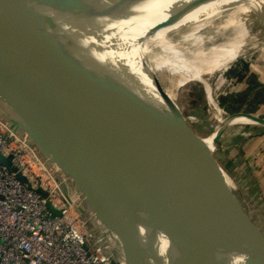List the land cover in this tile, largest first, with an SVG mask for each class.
I'll list each match as a JSON object with an SVG mask.
<instances>
[{
	"label": "bare ground",
	"instance_id": "1",
	"mask_svg": "<svg viewBox=\"0 0 264 264\" xmlns=\"http://www.w3.org/2000/svg\"><path fill=\"white\" fill-rule=\"evenodd\" d=\"M263 6L264 0H133L119 30L93 59L150 96L160 95L159 89L165 103L179 115L175 102L186 81L213 75L218 62L226 64L245 56L264 39V17H251ZM126 9L121 0H0L2 18L58 35L73 46L90 45L101 38ZM156 71L165 79L164 88L153 79ZM0 109L15 123L24 121L39 129L98 183L95 188L93 182L75 179L66 169L74 185L94 198L95 210L103 209L95 204L97 196L112 210L111 219L107 218L113 224L108 223L120 230L122 239L110 238L108 244L118 245L119 253L129 261L221 264L157 165L146 153L132 148L137 144L132 138L87 114L47 101L0 95ZM220 121L214 139L190 136L212 166L217 165L211 156L212 144L225 127L264 124V120L245 116L222 115ZM98 217L96 221L101 222ZM131 231L132 241L140 248L127 239Z\"/></svg>",
	"mask_w": 264,
	"mask_h": 264
},
{
	"label": "water",
	"instance_id": "2",
	"mask_svg": "<svg viewBox=\"0 0 264 264\" xmlns=\"http://www.w3.org/2000/svg\"><path fill=\"white\" fill-rule=\"evenodd\" d=\"M121 2L127 4L126 11L101 38L86 46L69 45L58 35L36 31L0 16V95L61 105L126 134L157 165L221 264H264V243L259 233L229 201L214 179L207 161L193 144L186 124L165 103L159 89L160 95L150 96L126 78L94 61L96 51L119 30L130 13L133 0ZM17 124L25 128L31 140L69 170L73 178L93 182L72 155L57 147L39 129L24 121ZM0 160L12 167V161L1 152ZM17 175L28 181L22 171ZM93 186L96 188L98 183L93 182ZM89 199L90 203L94 200L92 196ZM100 200L103 197L97 196L95 204L111 216L112 210ZM53 211L60 214L55 209ZM100 219L115 232H120L104 217L100 216ZM119 232L120 242L122 235ZM132 234L133 231L127 235L129 242ZM131 244L140 248L139 243L132 241ZM105 245L111 248V255L115 257L113 264L123 260L125 264H142V261L135 263L122 256L118 245Z\"/></svg>",
	"mask_w": 264,
	"mask_h": 264
},
{
	"label": "rangeland",
	"instance_id": "3",
	"mask_svg": "<svg viewBox=\"0 0 264 264\" xmlns=\"http://www.w3.org/2000/svg\"><path fill=\"white\" fill-rule=\"evenodd\" d=\"M261 8L252 13L251 17H264V6ZM263 53L264 39L254 45L247 55L226 64L218 62L216 64L218 72L216 71L213 75L203 74L200 79L186 81L180 87L177 102H175L180 110L177 116L186 124L190 136L202 138L210 136V139H214L213 134L220 126L222 115L264 120V88H258L259 85L252 81L248 87L237 92L231 79V76L234 79L239 76L241 70L238 67L241 63H250L257 57H261L262 60ZM232 63L234 64L223 72ZM232 67H235L233 69L236 70V74L232 75ZM162 76L159 71L153 75L157 87L160 88H164L166 83ZM168 86L170 88V85ZM216 103L221 111L216 108ZM0 129L12 133L9 139L12 147L23 143L22 150L16 157L23 158L32 164L33 168L29 167V173L36 181L43 182L45 186L51 188L53 195H56L54 198L67 197L83 225L95 228L96 235L107 236L103 243H110V238L119 242L118 233L100 219L102 216L110 221L111 218L105 214V209L95 210L88 194L80 186L74 185V179L66 168L52 158L45 149H40L36 146L37 144L36 148L22 127L1 109ZM13 134L20 142L14 140ZM114 138L120 142L118 138ZM132 146L136 151L146 153L138 143ZM211 156L217 165L212 166L210 160L206 161L214 179L241 217L264 238V124L242 123L225 127L218 140L212 144ZM32 160L40 162L34 163ZM43 194L46 195V192ZM96 216H99L98 220L101 222L96 221ZM103 230H107L108 233L102 234ZM96 240L98 238L91 239L90 242L93 243Z\"/></svg>",
	"mask_w": 264,
	"mask_h": 264
},
{
	"label": "built area",
	"instance_id": "4",
	"mask_svg": "<svg viewBox=\"0 0 264 264\" xmlns=\"http://www.w3.org/2000/svg\"><path fill=\"white\" fill-rule=\"evenodd\" d=\"M11 134L0 129V152L12 161L10 168L0 160V264H113L104 237L82 224L67 197L54 198L51 188L30 175L32 164L16 157L23 143L12 147ZM14 140L20 142L15 135Z\"/></svg>",
	"mask_w": 264,
	"mask_h": 264
},
{
	"label": "crops",
	"instance_id": "5",
	"mask_svg": "<svg viewBox=\"0 0 264 264\" xmlns=\"http://www.w3.org/2000/svg\"><path fill=\"white\" fill-rule=\"evenodd\" d=\"M263 57H264V55H263ZM247 62H249V61H247ZM233 64L234 63H232L223 72H226ZM248 64H249V66H248ZM233 68H235V67H232L231 69H233ZM236 68H237V66H236ZM238 69L241 70L239 76L235 79L233 76H231V79L233 80V83L235 85L234 88H235V90H237V92H240L243 89H245L246 87H248L249 84L252 83V81H255V83H257L259 85L258 88H262V89L264 88V58L261 60V57H257V59L252 60V62H250V63H245V64L241 63L239 65ZM231 72H232V75L237 73L235 69H233ZM215 105H216V108L221 111L219 106H217V103Z\"/></svg>",
	"mask_w": 264,
	"mask_h": 264
}]
</instances>
